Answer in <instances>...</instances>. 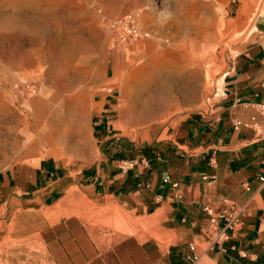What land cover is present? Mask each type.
Returning a JSON list of instances; mask_svg holds the SVG:
<instances>
[{"label": "rangeland", "instance_id": "rangeland-1", "mask_svg": "<svg viewBox=\"0 0 264 264\" xmlns=\"http://www.w3.org/2000/svg\"><path fill=\"white\" fill-rule=\"evenodd\" d=\"M250 4L248 0L127 4L126 0H0V171L45 156L75 168L87 164L84 157L98 148L93 127L100 116V85L107 78L119 88L105 112L111 133H117L119 140L150 144L163 131L183 126L207 108L254 16L264 11V0H254L250 16L239 27L234 15ZM124 13H132L149 36L116 43L109 24ZM186 74L190 87L167 105L141 108L137 99L130 98L136 89L156 90L170 76ZM48 125L63 128L71 139H50L42 133ZM102 200L71 188L46 206L8 205L0 230V264L87 261L62 256L60 247L73 255L76 246L90 248L92 238L93 244L105 248L110 235L126 233V217L102 207Z\"/></svg>", "mask_w": 264, "mask_h": 264}, {"label": "crops", "instance_id": "crops-1", "mask_svg": "<svg viewBox=\"0 0 264 264\" xmlns=\"http://www.w3.org/2000/svg\"><path fill=\"white\" fill-rule=\"evenodd\" d=\"M248 1L249 8L234 15L239 27L253 8L254 0ZM251 27L207 108L150 144L111 133L105 112L119 88L107 78L100 85V116L93 127L98 148L84 157L87 164L75 168L45 156L0 171V230L8 205L46 206L77 188L90 198H104L102 207L120 211L126 233L110 235L105 248L92 238L90 248L76 246L73 255L60 247L64 257L88 258L90 264H187L194 254L193 264H264V182L259 180L264 137L237 126L264 102V11ZM138 94L136 89L130 95ZM130 111L127 104L129 120ZM125 160L135 164L126 167ZM232 207L240 212L227 228L221 215L232 213Z\"/></svg>", "mask_w": 264, "mask_h": 264}, {"label": "built area", "instance_id": "built-area-1", "mask_svg": "<svg viewBox=\"0 0 264 264\" xmlns=\"http://www.w3.org/2000/svg\"><path fill=\"white\" fill-rule=\"evenodd\" d=\"M110 31L116 43L126 44L134 39L147 38L149 32L139 27L136 17L132 13H124L112 19ZM237 126H244L254 130L256 137H264V102L256 104L255 113L248 119L239 120ZM122 164L126 167H132L135 162L133 160L123 161ZM259 180L264 182V172L259 176ZM208 210V208H205ZM232 213H223L221 217L226 220L225 226L231 228L234 221L237 220L239 209L232 207ZM193 249V247H192ZM197 260V256L191 254L187 256V264H193Z\"/></svg>", "mask_w": 264, "mask_h": 264}, {"label": "bare ground", "instance_id": "bare-ground-1", "mask_svg": "<svg viewBox=\"0 0 264 264\" xmlns=\"http://www.w3.org/2000/svg\"><path fill=\"white\" fill-rule=\"evenodd\" d=\"M189 87V76L187 74L180 77L170 76L162 87L156 90L150 87L142 88L137 96L130 95V98L133 99V101L137 99L141 104V108H154L160 105H167L173 97L181 91L187 90ZM184 93L186 92H183V95ZM59 128L60 127L57 125H48L45 129L43 128L42 133L47 135L50 139L56 138L59 141L71 139L70 135L64 133L63 128H60V130Z\"/></svg>", "mask_w": 264, "mask_h": 264}]
</instances>
